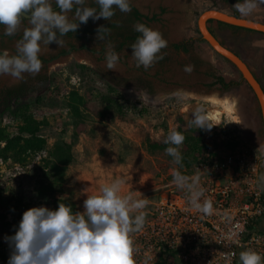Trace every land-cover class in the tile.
Returning a JSON list of instances; mask_svg holds the SVG:
<instances>
[{
  "label": "rangeland",
  "instance_id": "rangeland-1",
  "mask_svg": "<svg viewBox=\"0 0 264 264\" xmlns=\"http://www.w3.org/2000/svg\"><path fill=\"white\" fill-rule=\"evenodd\" d=\"M91 1L87 0L86 5ZM211 1L213 6L231 12L225 0H130L142 14L158 16L159 22L147 26L160 31L168 41L167 48L162 50L164 58L148 70L137 67L132 50L127 47L118 50V42L112 35H93L80 41L63 39L62 47L55 43L42 46L39 58L43 68L37 75L25 74L23 79L0 76V91L23 81L34 88L25 99L31 102L32 96L40 98L39 104L32 106L31 111L39 124L40 136L46 140V148L35 162L27 161L24 166L15 165L10 160L2 162L0 190L3 194L11 195V179L15 175L22 177L33 173L38 163L45 165L41 160L48 159L55 145L68 143L73 160L67 167L63 187L51 196L39 198L35 192H30L33 180L27 179L31 186L22 194V212L40 206L56 210L54 199H69L76 212H83L81 195L84 186L81 181L99 191L103 185L123 179L124 194L132 192L135 199L148 200L142 210L146 215L161 193L180 189L173 182L174 173L189 177L199 161L182 167L173 162L166 149H151L148 143L166 136L167 131H173L180 122H184L185 127L197 128L191 124L197 109L201 110L208 124L214 126L210 131L201 129L208 145L206 152L231 153L239 148H250L264 155V132L257 101L248 85L241 81L239 72L206 42L195 43L188 54L170 48L171 43L198 37V16L211 6ZM257 3V9L250 15L238 13L264 22V4H259V0ZM53 8H56L55 3ZM161 8L164 13L160 12ZM72 15L69 13L70 18ZM102 22L103 18L92 20V26ZM23 27H29L27 20ZM209 28L224 46L242 58L264 86V36L220 28L215 22L210 23ZM0 33L5 36L0 42V54L4 50L16 54V42L22 38V30L14 36H7L1 25ZM110 49L119 54L115 71L108 70L106 64V53ZM82 65L97 74L82 70ZM187 65L194 66L191 74L184 71ZM206 72L220 75L226 81H239L240 85L223 94L214 89L208 93L197 92L202 82H211ZM46 80L45 87H40ZM108 85L115 92L109 94ZM74 92L82 99L79 118L69 107ZM105 95L117 99L125 114H118L114 107H106L101 100ZM209 98L226 102L230 112L220 105H213ZM214 110L221 113L218 122L207 118ZM19 124L10 116L0 119V127L12 135L17 134ZM39 175L36 173L41 180ZM1 212H5L2 204ZM18 226L6 225L0 219V264H7L11 252L4 237L15 235Z\"/></svg>",
  "mask_w": 264,
  "mask_h": 264
},
{
  "label": "clouds",
  "instance_id": "clouds-1",
  "mask_svg": "<svg viewBox=\"0 0 264 264\" xmlns=\"http://www.w3.org/2000/svg\"><path fill=\"white\" fill-rule=\"evenodd\" d=\"M53 3L56 5L55 10ZM97 8L86 6L87 0H0V25L4 35L14 36L22 30V38L16 42V54L4 50L0 54V76L7 75L23 79L25 74L37 75L43 68L39 58L42 46L52 43L62 47V37L76 32L80 24L103 18L106 21L116 14L131 12L130 0H95ZM264 4V0H259ZM241 15H250L258 7L257 0H243L233 6ZM69 13H73L69 17ZM27 20L29 27H23ZM73 21H79L75 23ZM137 37L132 49V58L137 67L152 68L163 59L162 50L168 41L163 34L143 23L133 25ZM107 27L101 26L98 34ZM119 54L110 49L106 53L108 70L115 71ZM184 71L191 74L194 66L187 65ZM191 124L210 131L206 117L197 109ZM185 137L171 131L165 143L166 153L175 164H181L180 146ZM173 182L187 190L189 203L195 210L211 215L214 211L211 200L205 199L204 189L199 185V176L187 177L174 173ZM125 181L115 179L99 189V194L88 195L83 202V212L73 213L71 207L59 203L56 210L33 207L25 211L15 235L5 236L11 249L7 264H135L136 246L132 234L141 230L145 223L142 211L147 199H135L132 192L123 193ZM231 264V254H227ZM240 264H264V256L254 250L239 254Z\"/></svg>",
  "mask_w": 264,
  "mask_h": 264
},
{
  "label": "built area",
  "instance_id": "built-area-1",
  "mask_svg": "<svg viewBox=\"0 0 264 264\" xmlns=\"http://www.w3.org/2000/svg\"><path fill=\"white\" fill-rule=\"evenodd\" d=\"M2 162L0 163V165ZM264 155L250 148L231 153L204 152L193 173L199 176L211 215L189 203L187 190L161 193L132 234L135 264H240L242 251L264 256Z\"/></svg>",
  "mask_w": 264,
  "mask_h": 264
},
{
  "label": "trees",
  "instance_id": "trees-1",
  "mask_svg": "<svg viewBox=\"0 0 264 264\" xmlns=\"http://www.w3.org/2000/svg\"><path fill=\"white\" fill-rule=\"evenodd\" d=\"M225 2L231 8V12L226 13L237 18H245L241 16L233 7L238 0H225ZM239 2L241 1L239 0ZM213 4L214 2L211 1V6L204 11L209 9L223 11L216 6H213ZM86 6L97 8V11H99V6L95 3V0H92ZM131 9L130 13H122L116 9V14L111 18V20H104L105 22L95 27L92 26V19L90 18L86 24H80L76 32H69L67 35L62 37V39H75L80 41L87 40L93 35H112V38L116 40L115 42H118V50H121L124 47L132 50L130 46L135 43L137 37L141 35L140 33L134 31L133 25L136 23H143L147 25L148 23L159 22V19L157 15L147 16L140 13L139 10L132 4ZM55 10L58 9L55 8ZM160 12L164 13V10L160 9ZM250 20L258 21L255 19ZM73 22L79 23V21ZM212 22L213 21H208L209 24ZM216 24L220 28H227L232 31L253 32L263 35L258 32L227 25L221 22H217ZM101 26L107 27L108 31L105 32L101 30L98 34L97 30ZM210 32L213 34L211 30ZM196 33L198 34L197 38H189L181 42L171 44L170 48L177 53L188 52L195 43L205 42L197 30ZM221 44L224 45L223 43ZM236 55L238 56V54ZM219 57L228 62L221 56ZM80 68L84 71H90L94 75L97 74L95 70L89 69L84 65L80 66ZM211 77L214 81L210 84V87L219 86L222 92H227L240 85L239 81H226L224 77L213 73L211 74ZM239 77L241 81L245 82L240 74ZM28 89V83L23 81L16 86L0 91V119L4 116H10L20 123L16 135H12L6 128L0 127V163L10 160L15 165L24 166L27 161L35 162L36 159L41 158V153L44 152L46 148V140L40 136L39 124L35 121L31 111L32 106H37L39 104L40 98L32 96V101L27 102L25 98L28 95ZM107 89L110 91L108 92L109 94L115 92L114 88L110 85L107 86ZM71 100L72 103L69 104V107L75 117L79 118L82 99L74 92L71 96ZM101 100L104 102L106 107H114L118 114H125L122 104L118 103L117 99H113L110 95H105L101 98ZM173 131H178L185 137L183 144L180 146V152L183 159L179 165L182 167L193 165L199 159L201 154L206 152L208 149V145L204 140L201 129L194 128L192 125L185 127V123L180 122ZM169 133L170 132L167 131L166 136L150 141L148 143L149 147L151 149H166L167 147H174V145L165 143ZM48 156V159L41 160V162L45 165L41 166L40 163H38V167L34 169L33 173L31 172L29 175L22 177L15 175L11 179V195L5 196L3 191L0 190V204L5 207V212L0 213V219L3 220L6 225H16L17 227L22 219V215L24 213L20 210V207L23 205L22 194L26 190H29L28 187L31 186V183H29L27 179L33 180L30 192H35L39 198L51 196L60 191L63 187L67 167L73 160L70 144L63 143L61 145H55ZM36 173L40 174L39 176L41 180H39V177L36 176ZM54 202L56 209L58 208L59 203H62L71 207L73 213L76 212L75 205L71 203L69 199H54Z\"/></svg>",
  "mask_w": 264,
  "mask_h": 264
},
{
  "label": "water",
  "instance_id": "water-1",
  "mask_svg": "<svg viewBox=\"0 0 264 264\" xmlns=\"http://www.w3.org/2000/svg\"><path fill=\"white\" fill-rule=\"evenodd\" d=\"M208 21L221 22L227 25L258 32L264 35V23L247 18H237L223 11L209 9L202 12L197 19V29L201 38L219 56L226 59L242 76L249 89L256 98L260 111L262 127L264 132V91L256 80L249 66L232 50L222 45L220 41L210 32Z\"/></svg>",
  "mask_w": 264,
  "mask_h": 264
},
{
  "label": "flooded vegetation",
  "instance_id": "flooded-vegetation-1",
  "mask_svg": "<svg viewBox=\"0 0 264 264\" xmlns=\"http://www.w3.org/2000/svg\"><path fill=\"white\" fill-rule=\"evenodd\" d=\"M162 9V8H161ZM164 10V9H163ZM140 12V11H139ZM141 13V12H140ZM145 15V14H144ZM148 16V15H147ZM105 22V21H104ZM103 23V22H102ZM102 23H100V25L102 24ZM149 24V23H148ZM147 24V25H148ZM146 25V26H147ZM1 26V25H0ZM97 26H99V25H97ZM95 27V26H94ZM209 30H211L210 28H209ZM212 31V30H211ZM214 34V33H213ZM215 36V35H214ZM216 37V36H215ZM4 38H2V34L0 33V42L3 40ZM186 39H189V38H186ZM186 39H183V40H186ZM183 40H181V41H183ZM180 41V42H181ZM176 43H178V42H176ZM171 44H174V43H171ZM171 44H170V46H171ZM190 52V50L188 51V52H181V53H183V54H188ZM239 56V55H238ZM241 58V57H240ZM252 71V70H251ZM252 73H253V75L255 76V78H256V80L259 82V84L261 85V88L263 89V91H264V86H263V84H262V82L259 80V78L254 74V72L252 71ZM216 75V74H215ZM206 77L207 78H211V82L210 81H208V82H202L201 84H200V88H198L196 91L197 92H203V93H208L211 89H214V90H216V91H218L220 94L222 93H225V92H222L221 90H220V88H219V86H213V87H210V84L214 81L213 80V78L211 77V73H208V72H206ZM47 82H48V80H46V81H43L42 82V85L40 86V87H45V85L47 84ZM20 84V83H19ZM34 90V88H30L29 87V89H28V94L31 92V91H33ZM261 116V115H260ZM261 122H262V120H261ZM263 180H264V175H263Z\"/></svg>",
  "mask_w": 264,
  "mask_h": 264
},
{
  "label": "bare ground",
  "instance_id": "bare-ground-1",
  "mask_svg": "<svg viewBox=\"0 0 264 264\" xmlns=\"http://www.w3.org/2000/svg\"><path fill=\"white\" fill-rule=\"evenodd\" d=\"M208 100V99H207ZM221 100V99H219ZM219 100L216 98H209V102H211L213 105H220L223 107V109L226 111V112H230V106L229 104H227L226 102H219ZM227 101V100H226ZM220 112L218 110H214L212 112H209L207 118L209 120H212L213 122H218L220 120Z\"/></svg>",
  "mask_w": 264,
  "mask_h": 264
},
{
  "label": "crops",
  "instance_id": "crops-1",
  "mask_svg": "<svg viewBox=\"0 0 264 264\" xmlns=\"http://www.w3.org/2000/svg\"><path fill=\"white\" fill-rule=\"evenodd\" d=\"M2 38H5V36H2ZM228 48V47H227ZM230 49V48H229ZM231 50V49H230ZM233 51V50H232ZM240 57V56H239ZM242 59V58H241ZM81 184L84 186V189L82 191V195L81 198L84 202L85 199H87L88 195H92V194H99V191L95 190L93 187H91L90 185L83 183L81 181ZM258 228L260 231L264 232V217L258 222Z\"/></svg>",
  "mask_w": 264,
  "mask_h": 264
}]
</instances>
